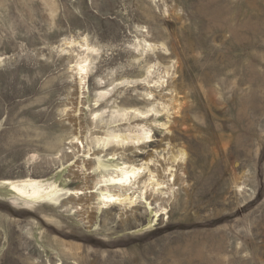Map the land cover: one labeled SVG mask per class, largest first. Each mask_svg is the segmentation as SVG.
Returning a JSON list of instances; mask_svg holds the SVG:
<instances>
[{
	"label": "rangeland",
	"instance_id": "rangeland-1",
	"mask_svg": "<svg viewBox=\"0 0 264 264\" xmlns=\"http://www.w3.org/2000/svg\"><path fill=\"white\" fill-rule=\"evenodd\" d=\"M0 264H264V0H0Z\"/></svg>",
	"mask_w": 264,
	"mask_h": 264
},
{
	"label": "bare ground",
	"instance_id": "bare-ground-1",
	"mask_svg": "<svg viewBox=\"0 0 264 264\" xmlns=\"http://www.w3.org/2000/svg\"><path fill=\"white\" fill-rule=\"evenodd\" d=\"M143 40L145 43L143 44V47L141 49L147 50L151 48L150 43H146L145 39ZM145 45L147 46L145 47ZM85 48L90 49L92 51L96 50L94 47H89L88 45H86ZM75 65L79 71L78 73L80 74V80L81 79L84 80V77H86V75L88 74L90 70L89 59L87 58V56L82 57L76 62ZM152 68H153V64H149L145 67L146 76L151 73V71L153 70ZM168 68H169L168 66H165L164 70L167 71ZM136 81L141 83V79H137ZM150 109L157 110L154 106H152L151 108L145 111L137 110V113L143 114L144 112H147ZM118 136H120V134H109L106 136L107 137L106 139H113ZM149 136H150L149 128L141 125L140 131H138L135 134H124L122 135L120 140L122 143H125L128 141L134 142L135 140L138 141L145 137L148 138ZM113 156H114V153L110 155L109 159H113ZM172 159H175V156H173ZM114 164H115L114 168L116 169L114 173H111L108 177L100 179V181L107 182V183H104L105 184L104 187H100V185L98 187L100 189V192L98 193L100 195L98 197L100 199V202L103 203V206L114 205L118 201L121 202V200H124L128 203H132L133 201L136 200V197H139V195H135L133 198V195H129V193H127L124 196V198L121 199L119 196V193L112 192L111 189H109L108 186H106V184H114V185L121 186L124 188L128 187L131 180L136 178V176L141 171L140 166H135L132 163L127 164L124 161H120V162L118 161V162H115ZM1 182L5 184L8 187V189L12 191L17 197L22 198L24 200L35 201V202L50 201L53 203H59L61 200V197L64 198V197H69L71 195L78 196L79 194L83 193L82 190L68 189V188L64 189L55 182H50V181H47L46 179L37 178V177H24V178H19V179H3ZM154 184L159 186L160 182L155 180ZM62 194L64 195L61 196ZM140 197L143 202L145 203L148 202V205L151 204V201H148L147 190H143L140 194ZM160 209H164V208L161 207ZM160 213L158 214L156 212L157 215H160Z\"/></svg>",
	"mask_w": 264,
	"mask_h": 264
}]
</instances>
